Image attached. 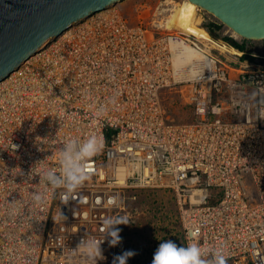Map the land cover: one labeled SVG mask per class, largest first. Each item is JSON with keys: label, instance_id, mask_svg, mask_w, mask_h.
<instances>
[{"label": "built area", "instance_id": "obj_1", "mask_svg": "<svg viewBox=\"0 0 264 264\" xmlns=\"http://www.w3.org/2000/svg\"><path fill=\"white\" fill-rule=\"evenodd\" d=\"M179 2L137 0L136 23L114 5L92 13L0 81V264H88L91 239L102 241L96 264H112L121 252L103 221L128 217L127 194L147 188L173 195L183 246L198 242L206 264L219 253L264 264V39L221 51L208 24L222 23L201 8L209 39L168 29ZM179 42L201 56L193 78L185 65L174 77ZM165 90L191 119L168 116ZM89 137L102 149L83 164L88 179L49 185L43 170L62 176L61 150Z\"/></svg>", "mask_w": 264, "mask_h": 264}, {"label": "water", "instance_id": "obj_2", "mask_svg": "<svg viewBox=\"0 0 264 264\" xmlns=\"http://www.w3.org/2000/svg\"><path fill=\"white\" fill-rule=\"evenodd\" d=\"M122 0H0V81L48 39ZM247 40L264 39V0H189Z\"/></svg>", "mask_w": 264, "mask_h": 264}, {"label": "rangeland", "instance_id": "obj_3", "mask_svg": "<svg viewBox=\"0 0 264 264\" xmlns=\"http://www.w3.org/2000/svg\"><path fill=\"white\" fill-rule=\"evenodd\" d=\"M136 1L122 0L114 4V6L126 15L130 22L136 23L137 18L132 10ZM201 13L203 12L199 11V14ZM208 17L213 19L211 15H208ZM213 32L217 34L216 40L229 44L223 38L234 39L238 44H243L247 50L257 48L262 44L260 41L246 40L239 37V35L236 36L237 34L224 24H222L221 30L216 32L213 30ZM232 32L236 35L234 36ZM177 97V94L168 90L163 93V104L168 116L175 121L191 119L189 109L180 104ZM131 194L128 193L129 198L125 200L127 201L126 207L130 211L128 216L129 223L117 226L120 228L119 236L121 240L115 249L121 253L125 250H133L135 255L129 257L133 264H151L153 253L160 242L172 240L178 246H183L182 227L178 218H176V203L173 195L158 188H147L138 191L134 193V198H130Z\"/></svg>", "mask_w": 264, "mask_h": 264}, {"label": "clouds", "instance_id": "obj_4", "mask_svg": "<svg viewBox=\"0 0 264 264\" xmlns=\"http://www.w3.org/2000/svg\"><path fill=\"white\" fill-rule=\"evenodd\" d=\"M101 149L102 145L95 137H89L78 147L70 141L59 155L62 176L50 170H43L45 181L53 187L63 186L68 191L75 190L88 179L83 167L84 162L97 155ZM31 196L35 203L43 202L42 193H31ZM111 202L116 203L115 198ZM59 216L63 218L61 214ZM127 223H129L127 216L104 219L103 224L107 229V236L110 237L109 245H116L121 240L120 228L114 227V225ZM101 242L99 239H91L86 244L81 245L82 252L88 257V264H96L97 259H103ZM133 255H135L133 250H125L114 257L112 264H126L127 259ZM151 264H206V261L202 259L201 247L198 242L189 241L184 246H178L172 240H164L158 244L154 251ZM215 264H227L222 253L215 256Z\"/></svg>", "mask_w": 264, "mask_h": 264}, {"label": "bare ground", "instance_id": "obj_5", "mask_svg": "<svg viewBox=\"0 0 264 264\" xmlns=\"http://www.w3.org/2000/svg\"><path fill=\"white\" fill-rule=\"evenodd\" d=\"M182 1L184 3H177L173 9V12H171V14L168 16L170 20L168 21V23H166V28L171 29L173 25H177L182 31L186 33L201 34L203 38L205 37L206 39H209L207 33H205V31L198 26L199 20L197 18H199V15L197 12L200 8L189 0ZM179 44V47H175V45L173 44V48L174 50H180L182 48L183 50L179 53L184 54H174V77L178 78L179 76L178 70H176V68L178 69L179 66L185 65L183 67H188L187 69H189L186 77L193 78L195 77V75L194 73H191L190 67H194L192 62H199L201 60V56L195 53L196 51L194 52L190 50L186 45L182 44L181 42H179ZM217 44L221 51H224L231 55L237 53L233 48L229 47L225 43L219 42ZM198 77L199 76H197V79Z\"/></svg>", "mask_w": 264, "mask_h": 264}, {"label": "trees", "instance_id": "obj_6", "mask_svg": "<svg viewBox=\"0 0 264 264\" xmlns=\"http://www.w3.org/2000/svg\"><path fill=\"white\" fill-rule=\"evenodd\" d=\"M208 27H209V31H210V34H211V36L213 37V38H215V39H217V34H215L214 32H213V29L214 30H219V29H221V27H222V25L221 24H217V22H210L209 24H208ZM213 27V28H212ZM223 40L224 41H228V43L232 46V47H234V48H236V49H238V50H240V51H243V48H244V45L243 44H238L235 40H233V39H229V38H223Z\"/></svg>", "mask_w": 264, "mask_h": 264}]
</instances>
